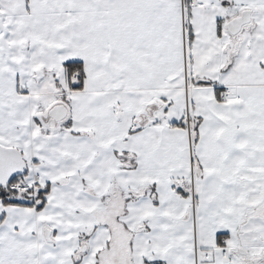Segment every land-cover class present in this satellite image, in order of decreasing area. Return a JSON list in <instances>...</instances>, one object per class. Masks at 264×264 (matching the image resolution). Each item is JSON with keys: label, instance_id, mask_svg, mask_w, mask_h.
<instances>
[{"label": "snow or ice", "instance_id": "6c2138e0", "mask_svg": "<svg viewBox=\"0 0 264 264\" xmlns=\"http://www.w3.org/2000/svg\"><path fill=\"white\" fill-rule=\"evenodd\" d=\"M0 264H264V0H0Z\"/></svg>", "mask_w": 264, "mask_h": 264}]
</instances>
